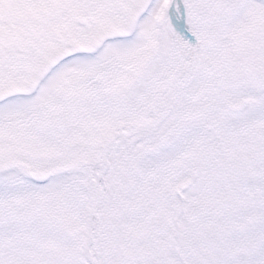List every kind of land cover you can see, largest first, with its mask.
<instances>
[{"label":"snow or ice","instance_id":"1","mask_svg":"<svg viewBox=\"0 0 264 264\" xmlns=\"http://www.w3.org/2000/svg\"><path fill=\"white\" fill-rule=\"evenodd\" d=\"M0 264H264V0H0Z\"/></svg>","mask_w":264,"mask_h":264}]
</instances>
